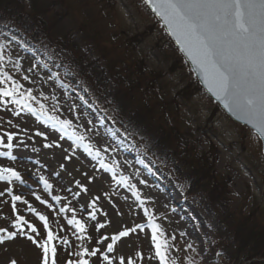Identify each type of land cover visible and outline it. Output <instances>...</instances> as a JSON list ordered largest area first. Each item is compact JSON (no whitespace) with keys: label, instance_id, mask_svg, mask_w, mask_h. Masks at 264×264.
I'll return each instance as SVG.
<instances>
[{"label":"rangeland","instance_id":"rangeland-1","mask_svg":"<svg viewBox=\"0 0 264 264\" xmlns=\"http://www.w3.org/2000/svg\"><path fill=\"white\" fill-rule=\"evenodd\" d=\"M27 5L35 8L32 15L39 13L46 22L44 27L34 26L37 39H26L17 24L6 23L5 33L0 32V44L11 41L3 70L23 85L12 97L0 100V168H13L21 176L20 180H0V191L11 188L28 203L15 202L17 211L13 213L11 197H0V227L15 230L11 227L15 215H23L46 237L43 222L29 211V206L35 208L48 217L53 232L68 238V245H58V264H64L78 259L75 253L82 248L103 244L106 249L112 241L98 244L100 236L111 237L140 225L106 254L113 264H120V257H132L135 264H159L158 259L150 260L153 224H157L176 264H231L219 238L225 228L221 224L218 236L212 229L221 223V219L217 222L218 210L202 193H187L183 181L172 173L173 167L182 170V155L171 157L163 166L139 140L121 132L109 107L94 103L87 94L72 57L57 42L65 43V38L79 42L82 51L103 68L107 59L125 78L133 74L129 78L134 81L136 75L146 93L142 85L135 95L144 94L151 108L143 107L140 99L135 106L154 116L158 101H164L178 115L179 132L188 139V148L209 154L214 171L228 177L224 215L228 212L237 219L252 215L264 226V159L259 139L232 122L200 89L142 0H27ZM28 58L37 64L31 71ZM25 75L28 80L23 79ZM11 84L6 81L0 89H10ZM22 94L25 103H15ZM155 114V123L164 126ZM63 120L71 125L62 128L57 121ZM7 134L13 135L12 148L5 147ZM78 137H83L82 144ZM6 152L10 155H3ZM73 217L85 225L83 239L77 238L82 234L75 225L68 224ZM100 224L104 227L98 229ZM88 259L90 264H98L96 257ZM12 260L41 264L42 251L26 236L17 235L0 243V264Z\"/></svg>","mask_w":264,"mask_h":264},{"label":"snow or ice","instance_id":"snow-or-ice-1","mask_svg":"<svg viewBox=\"0 0 264 264\" xmlns=\"http://www.w3.org/2000/svg\"><path fill=\"white\" fill-rule=\"evenodd\" d=\"M144 3L163 21L168 33L179 45L180 51L195 66L207 90L230 113L250 125L259 137L264 139V0H144ZM12 40H16V37L13 36ZM10 43L11 41L0 44V84L12 81L10 89L7 87L0 89V100L3 97H12L14 92H19L23 87L2 67L5 61V50ZM20 46L27 47L24 44ZM28 59L31 65L28 70L31 71L37 67V64L31 63L32 58ZM41 66L48 67L47 64ZM23 79L28 80L29 76L25 75ZM28 96L31 97V90ZM15 103H25L23 94ZM29 111L32 109L29 108ZM43 114L46 115V113ZM57 123L62 128L71 125L69 120L57 121ZM78 139L83 140V137ZM12 140L13 135L7 134L8 143L5 147L12 148L14 146L11 143ZM3 155H10V153L6 152ZM12 159L15 157L13 156ZM12 177L21 179L20 173L13 168H0V180H10ZM44 183L49 186L47 181ZM5 195L11 197L13 213L17 211L15 202L28 203L21 195L13 194L11 188L6 187L0 191V197ZM36 199L41 200L39 196H36ZM29 211L35 213L38 220L43 222L46 237L23 215H15L11 225L15 230L0 227V243L11 240L17 235L26 236L41 249V264H58V245H68V238L53 232L47 216L31 206ZM89 215L95 219L93 213ZM68 224H74L76 231L82 234L77 237L78 239L84 238L86 228L80 220L73 217L68 220ZM96 227L99 229L104 225L100 224ZM139 227L140 225H136L134 228L119 231L111 237L100 236L96 241L98 244L107 242L109 239L112 241L107 243L106 249H103V244L101 247L82 248L75 253L78 259H69L64 264H90L88 259L90 257H96L98 264H105V262L113 264V260L106 253H112L116 241L128 236L130 231L135 232ZM162 235L160 226L153 224L151 239L154 254L150 256V260L158 259L159 264H176L168 255L170 245L167 240H161ZM54 241L56 243H53ZM188 247L191 248V245ZM136 256L142 258L140 252H137ZM11 264H16V261L12 260ZM120 264H135V261L132 257L126 260L120 257Z\"/></svg>","mask_w":264,"mask_h":264},{"label":"trees","instance_id":"trees-1","mask_svg":"<svg viewBox=\"0 0 264 264\" xmlns=\"http://www.w3.org/2000/svg\"><path fill=\"white\" fill-rule=\"evenodd\" d=\"M34 10L32 5L28 7L27 0H0V30L5 32L6 23L17 24L25 35L37 39L38 34L34 26L44 27L46 22L39 18V13L32 15ZM33 19L34 24L31 22ZM44 34L47 36L45 32ZM64 41L65 43L58 41L57 45H62L63 49L70 54L74 69L83 76L82 81L90 92L92 91V97L97 103L109 107L112 116L119 120L123 132L140 140L145 151L162 165H167L171 157L182 155L179 160L182 170H179L180 166L173 167L172 172L184 182L187 193H202L214 209L218 210L217 222L221 219V223H215L212 229L218 236L217 232L225 228L221 231L222 235L219 234V238L224 247L226 259L231 264L245 262L264 264V260H258V258H264V226L260 225L252 215L241 219L233 217L228 212L224 215L228 210L226 204L225 211L222 210L225 206L222 203L223 200L229 197H225L229 191L225 182L228 177L214 171L213 159L209 154H202L194 148H188V139L179 132L178 123L180 125L181 123L177 122L178 115L170 111V107L164 101H158V110L155 109V112L158 114V119L164 121V126L156 124L155 112L153 116L150 110L141 112L139 107L135 106L139 104L138 99H140L143 107L151 108L146 104L144 94L135 95L136 91L142 89V85V90L146 93V86L140 79H136V75L134 81L129 78L133 74H128L125 78L126 75L115 71V66L107 59H104L105 68H103L97 60L90 59L87 52L82 51L79 42L66 38ZM189 153H193L194 156ZM188 154L191 156L190 159H187ZM229 235H231L232 244H230L232 241L229 242ZM255 258L257 259L254 260Z\"/></svg>","mask_w":264,"mask_h":264},{"label":"water","instance_id":"water-1","mask_svg":"<svg viewBox=\"0 0 264 264\" xmlns=\"http://www.w3.org/2000/svg\"><path fill=\"white\" fill-rule=\"evenodd\" d=\"M144 1V0H143ZM146 6L148 7V9L150 10V12L155 16L156 20L159 22V24L163 27L164 32L166 34V36L171 40V42L173 43V45L177 48V50L180 52V54L182 55V57L184 58L186 64L188 65L190 71L192 72L193 76L195 77L198 85L203 86V81L201 79V77L199 76V74L197 73L195 66L191 63V61L185 56V54L183 52L180 51L179 45L176 43L175 38L173 36H171L167 29L166 26L164 25L163 21L157 17L155 15V13L151 10V8L146 4ZM204 92L210 97V99L215 102L217 104L218 107L221 108V110L236 124H239L245 128H247L250 132L254 133L256 135V137L259 139L260 141V146H261V153H262V157L264 159V139L259 137V134L251 128L250 125L246 124L243 120L238 119L235 115H233L232 113H230L225 107L224 105L216 100V98L207 90L206 87H203Z\"/></svg>","mask_w":264,"mask_h":264},{"label":"bare ground","instance_id":"bare-ground-1","mask_svg":"<svg viewBox=\"0 0 264 264\" xmlns=\"http://www.w3.org/2000/svg\"><path fill=\"white\" fill-rule=\"evenodd\" d=\"M199 87H200V89L203 90V89H204L203 87H206V86H205V84L203 83V86H200V85H199ZM203 91H204V90H203ZM99 142H101V143H105V142H104L103 140H101V139H99ZM101 143H99L98 145L103 146L104 149H102V150L108 151L107 147H106L105 145H101ZM100 146H98V147L100 148ZM109 147H111V146H109ZM109 147H108V148H109ZM101 148H102V147H101Z\"/></svg>","mask_w":264,"mask_h":264}]
</instances>
